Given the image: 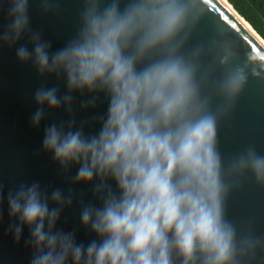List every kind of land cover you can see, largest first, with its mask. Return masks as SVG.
I'll return each mask as SVG.
<instances>
[{
    "label": "clouds",
    "instance_id": "1",
    "mask_svg": "<svg viewBox=\"0 0 264 264\" xmlns=\"http://www.w3.org/2000/svg\"><path fill=\"white\" fill-rule=\"evenodd\" d=\"M85 0L78 35L51 52V43L31 33L32 49L16 57L32 62L40 76L66 80L67 94L40 87L31 125L39 128L45 106L71 108L72 93L102 92L108 99L99 133L55 123L44 129L42 148L61 169L77 166L76 183L91 184L101 207L84 206L80 221L98 240L78 244L74 232L57 230L72 196L43 192L38 182L8 193L10 224L16 240L25 227L34 250L30 264H242L264 247L251 235L237 237L224 216L230 190L216 145L219 116L253 77L264 78V59H238L236 42L218 27L212 47L219 49L225 73L218 90L225 104L209 110L202 95L206 74L197 79L202 48L190 57L180 50L206 15L203 0ZM29 0H10L11 23L0 42L14 46L30 32ZM44 7H49L44 0ZM95 104V99L89 102ZM230 173L251 171L264 184V155L255 147L233 159ZM114 181L118 195L108 181ZM49 200L55 207H50Z\"/></svg>",
    "mask_w": 264,
    "mask_h": 264
},
{
    "label": "water",
    "instance_id": "2",
    "mask_svg": "<svg viewBox=\"0 0 264 264\" xmlns=\"http://www.w3.org/2000/svg\"><path fill=\"white\" fill-rule=\"evenodd\" d=\"M48 3L46 9L44 0H29L30 32L14 46L0 42V264H30L34 250L27 243L29 229L25 227L21 239H15L9 225L17 221L9 216L7 197L10 191L33 182H38L49 198L54 190L72 196L71 205L61 211L57 230L74 232L77 243L85 246L98 240L90 229L82 226L80 213L84 206H102L101 194L95 190L99 180L76 183L77 166L61 169L52 154L43 150L42 140L45 127L53 123L63 125L65 131L69 126L81 129L86 137L97 135L107 115L108 99L102 92L72 93L70 110L63 105L55 110L45 106V118L39 128H34L31 116L37 108L36 90L56 87L62 97L67 94L66 80L54 75L40 76L32 62L21 63L16 57L20 46L31 51L32 32H39L44 41L51 43V52L63 48L78 35L85 0H48ZM203 6L206 15L192 28L180 52L190 57L195 49H203L197 79L206 74L202 95L210 100L209 110L218 112L225 104L218 90L225 67L219 64V49L212 47L218 27L227 29L236 42L238 59L234 63L242 64L248 57L264 59V39L228 0H203ZM9 8L10 0H0V33L11 23ZM93 99L95 104L90 105ZM216 145L222 157L225 183L231 186L224 200L225 219L236 227L238 239L251 235L264 240V184L258 183L251 171L235 174L228 171L230 162L249 146L264 155V78L253 77L249 72L241 92L218 118ZM108 184L118 195L115 182L109 180ZM49 205L55 207L50 200ZM174 262L179 264L175 256ZM242 264H264V247H257L254 254L244 257Z\"/></svg>",
    "mask_w": 264,
    "mask_h": 264
},
{
    "label": "trees",
    "instance_id": "3",
    "mask_svg": "<svg viewBox=\"0 0 264 264\" xmlns=\"http://www.w3.org/2000/svg\"><path fill=\"white\" fill-rule=\"evenodd\" d=\"M228 2L264 39V0H228Z\"/></svg>",
    "mask_w": 264,
    "mask_h": 264
}]
</instances>
